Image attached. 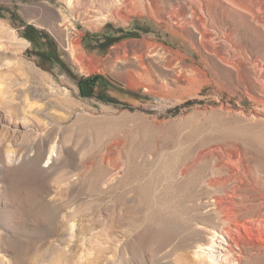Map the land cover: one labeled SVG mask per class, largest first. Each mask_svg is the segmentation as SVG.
<instances>
[{
    "label": "rangeland",
    "instance_id": "1",
    "mask_svg": "<svg viewBox=\"0 0 264 264\" xmlns=\"http://www.w3.org/2000/svg\"><path fill=\"white\" fill-rule=\"evenodd\" d=\"M97 1L0 0V264H218L264 211V0Z\"/></svg>",
    "mask_w": 264,
    "mask_h": 264
},
{
    "label": "bare ground",
    "instance_id": "2",
    "mask_svg": "<svg viewBox=\"0 0 264 264\" xmlns=\"http://www.w3.org/2000/svg\"><path fill=\"white\" fill-rule=\"evenodd\" d=\"M97 3L100 5L102 4L101 0H98ZM129 4L133 5L132 8H134L136 7L137 2L130 1V0H122L120 2H115V4H112L110 6V8L112 7L113 10L115 11L119 9L118 8L119 6L123 7L124 5L127 6ZM192 17L199 20V15L195 13ZM190 22L193 25L197 23L196 20L195 21L191 20ZM67 45H68L70 57L75 62L81 64V59L84 56L80 49L79 44L69 40ZM185 170L186 169H183V170L179 169L176 172H174L173 175H176L177 172H180L181 174ZM209 185L212 186L213 184L209 183ZM112 187L113 185H108L109 189H111ZM213 201L215 202L216 208L225 207L226 206L225 202H230L231 204H234V200L232 198L226 199V198H220V197L216 198L215 197ZM254 212L255 213L249 214L251 216V219H248L247 221H253L255 225L254 227H256L255 229H252V227H249L248 225H246L244 221H241L239 219L241 215L240 213L238 214V213H234L233 211H231V212H228L231 215V217L227 216V217L222 218V220L226 221V220L231 219L234 225H236V228L238 229L236 230V232L233 233V231H231V229L226 226L221 227L219 230L218 229L210 230L211 235L208 239L205 240L204 245L207 247L206 249L210 250L209 252L214 253L215 259L217 260L218 264H231V262H233V264H240L241 258L244 254L243 251L247 247L254 248L256 250L261 249L264 243L263 242L264 211H257V212L254 211ZM242 248L244 249L242 250Z\"/></svg>",
    "mask_w": 264,
    "mask_h": 264
},
{
    "label": "trees",
    "instance_id": "3",
    "mask_svg": "<svg viewBox=\"0 0 264 264\" xmlns=\"http://www.w3.org/2000/svg\"><path fill=\"white\" fill-rule=\"evenodd\" d=\"M121 33L130 34L129 31H121ZM133 35H136V33H133ZM107 42H108V40H105V42H104V44H102V46H105ZM105 49H103L100 52L104 53ZM98 78H99V76H98ZM96 80H97V76L96 77H92V76H86V77L82 76V77H80L79 81H78V87H79L80 93L83 96L84 95L85 96L86 95H90L92 93V87L96 83Z\"/></svg>",
    "mask_w": 264,
    "mask_h": 264
}]
</instances>
